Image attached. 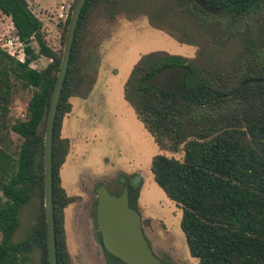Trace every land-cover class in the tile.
<instances>
[{
  "label": "trees",
  "instance_id": "trees-1",
  "mask_svg": "<svg viewBox=\"0 0 264 264\" xmlns=\"http://www.w3.org/2000/svg\"><path fill=\"white\" fill-rule=\"evenodd\" d=\"M203 1L224 14H209L194 0H87L54 129L58 264H72L65 209L79 199L62 185L61 169L71 150L70 140L62 136L63 121L84 82L76 66L80 31L96 10L108 11L112 18L121 12L132 18L145 16L154 29L197 49L194 58L165 51L143 56L125 84L124 98L160 150L183 153L177 159L159 151L152 158L151 172L182 211L181 229L190 255L198 264H264V83L247 84L236 92L247 80L264 79V0ZM0 12L11 19L25 54L21 61L0 47V264H29L35 253L37 264H49L45 130L62 53L49 47L43 22L28 0H0ZM40 57L51 60L43 70L32 67ZM172 65L190 70L187 94L145 85L154 73ZM19 87L34 90L25 118L12 115ZM125 188L130 206L138 211L139 188ZM35 198L40 202L36 222L25 239L13 242L21 210Z\"/></svg>",
  "mask_w": 264,
  "mask_h": 264
},
{
  "label": "rangeland",
  "instance_id": "rangeland-1",
  "mask_svg": "<svg viewBox=\"0 0 264 264\" xmlns=\"http://www.w3.org/2000/svg\"><path fill=\"white\" fill-rule=\"evenodd\" d=\"M28 1L43 22L49 47L63 56L62 36L66 22L58 14L64 0ZM66 1L71 6L76 2ZM131 16V13L121 12L112 18L108 11L96 10L80 31L76 66L84 82L78 96L70 100L73 109L65 117L62 128V136L71 142L70 153L61 170L63 184L71 196L81 197L65 209L68 251L72 264H104L102 258L99 259V247L95 245L94 189L106 186L112 195L119 196L124 186H133L138 178L140 181L135 187L139 188L138 212L154 254L162 264H198V259L190 255L181 229L182 211L166 197L151 172L152 158L159 151L177 159H181L183 153L168 148L160 150L137 119L135 109L124 98L125 84L143 56L165 51L194 58L197 49L154 29L145 16ZM9 40H15L13 47L7 45ZM34 46L38 50L37 44ZM0 47L25 59L24 45L17 41L11 19L1 12ZM50 62L40 57L32 67L43 70ZM33 92L31 88H17L12 108L15 118L25 114ZM39 212L37 198L22 208L20 227L13 242L28 236ZM37 261L35 253L29 264H37Z\"/></svg>",
  "mask_w": 264,
  "mask_h": 264
},
{
  "label": "water",
  "instance_id": "water-1",
  "mask_svg": "<svg viewBox=\"0 0 264 264\" xmlns=\"http://www.w3.org/2000/svg\"><path fill=\"white\" fill-rule=\"evenodd\" d=\"M87 0H76L67 29L63 56L57 80L52 92L45 130V196L44 208L47 223V247L49 264H58L56 248V227L54 215L53 141L58 106L66 76L69 70L73 44L83 8ZM203 10L212 15H223L222 9L213 8L203 0H194ZM190 70L185 66L172 65L154 73L145 80L148 87L160 88L168 93L187 94L185 81ZM264 83V79L243 82L238 90L247 84ZM137 178L133 186H137ZM97 222L106 250L126 264H162L154 254L145 236L142 216L130 206L129 189L119 196L112 195L106 186L97 190Z\"/></svg>",
  "mask_w": 264,
  "mask_h": 264
},
{
  "label": "flooded vegetation",
  "instance_id": "flooded-vegetation-1",
  "mask_svg": "<svg viewBox=\"0 0 264 264\" xmlns=\"http://www.w3.org/2000/svg\"><path fill=\"white\" fill-rule=\"evenodd\" d=\"M136 187V186H134ZM95 190V193H96V199H95V204L94 206L96 207L98 205V194H97V190ZM80 200L81 197L78 196ZM78 200L76 202H78ZM75 203V202H74ZM72 203V204H74ZM97 209V207H96ZM135 210V209H134ZM137 211V210H136ZM94 219V218H93ZM95 222V225H96V235H97V240L95 241V245L99 247V250H100V253H101V256H99V259L101 260L102 258V262L104 264H121L119 262H116L111 256H110V253L106 250L105 246H104V243H103V237H102V234L101 232L99 231L98 229V222H97V219L94 220ZM142 223H143V220H142ZM143 229H144V225H143ZM97 249V248H96ZM112 255V254H111ZM115 257V256H114ZM117 258V257H116Z\"/></svg>",
  "mask_w": 264,
  "mask_h": 264
},
{
  "label": "built area",
  "instance_id": "built-area-1",
  "mask_svg": "<svg viewBox=\"0 0 264 264\" xmlns=\"http://www.w3.org/2000/svg\"><path fill=\"white\" fill-rule=\"evenodd\" d=\"M71 7H72L71 5L67 4V1L66 0H64L62 2L61 6H60V10H59L58 17L60 19H62L64 22H66L67 19H68V17H69V14H70V11H71ZM17 41H18V38H17ZM14 44H15V40H9L7 45L13 47ZM20 45H23V44L20 43ZM23 52H24V50H23ZM12 55L15 56L14 54H12ZM17 58L20 59L19 57H17ZM21 61H24V60H21ZM25 117H26V113L23 114L22 118H25Z\"/></svg>",
  "mask_w": 264,
  "mask_h": 264
},
{
  "label": "crops",
  "instance_id": "crops-1",
  "mask_svg": "<svg viewBox=\"0 0 264 264\" xmlns=\"http://www.w3.org/2000/svg\"><path fill=\"white\" fill-rule=\"evenodd\" d=\"M17 37V36H16ZM64 166V165H63ZM62 169H63V167H62ZM61 169V170H62ZM61 179H62V175H61ZM62 185H63V187H64V184H63V179H62ZM65 188V187H64ZM65 190H66V188H65ZM68 193V192H67ZM69 194V193H68ZM70 195V194H69Z\"/></svg>",
  "mask_w": 264,
  "mask_h": 264
}]
</instances>
